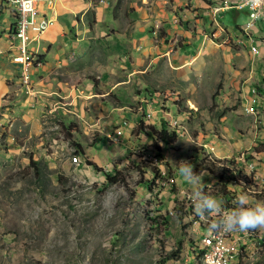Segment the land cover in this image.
<instances>
[{"label": "rangeland", "instance_id": "374dc122", "mask_svg": "<svg viewBox=\"0 0 264 264\" xmlns=\"http://www.w3.org/2000/svg\"><path fill=\"white\" fill-rule=\"evenodd\" d=\"M233 13L211 17L210 29L198 31L196 40L174 35L179 47L191 46L188 58L153 60L150 71L139 75L150 93L135 81L121 89L122 99L129 100V113L122 114L139 113L143 120L149 105L142 99L153 96L155 109L176 117L178 137L172 143H154L138 131L139 119L130 123L127 142L115 143L106 134L118 121L89 125L74 114L67 119L38 114L42 128L28 134L26 120L3 114L0 103V264H203L193 254L200 230L192 229L198 216L189 196L197 185L179 173L182 161L193 171L207 159L236 161L229 177L242 180L226 188L249 204L264 201V177L256 169L264 164V55L251 57L250 50L251 40L264 41V25L240 27L247 16ZM6 18L4 10L0 27ZM104 59L98 64L105 66ZM75 142L86 146L95 167L71 160ZM151 155L159 162L154 176L135 165L153 164ZM115 170L123 181L106 180L105 173ZM198 176V186L223 204L216 174L203 170ZM261 239L264 228L247 231L233 264H264Z\"/></svg>", "mask_w": 264, "mask_h": 264}, {"label": "crops", "instance_id": "0c3cea01", "mask_svg": "<svg viewBox=\"0 0 264 264\" xmlns=\"http://www.w3.org/2000/svg\"><path fill=\"white\" fill-rule=\"evenodd\" d=\"M213 1L53 0L49 5L39 1L38 10L52 21L30 44L29 61L37 60L32 65V87L28 92L23 83L18 82V68L11 60L15 49L8 42V34L14 31L11 23L16 22L15 13L0 1V15L4 10L7 12V24L0 27V103L3 104V114H14L15 118V114H20L26 120L24 124H28V134L41 130L38 114H59L64 119L74 114L78 121L84 120L89 125L97 121H119L122 117L128 119L131 115L134 121L128 119V122L134 125L140 114H122L129 113L125 109L129 100L122 99L121 89H129V83L135 81L150 93V84L139 75L150 71L153 60L161 57L169 62L187 59L191 46L179 47L174 35L184 33L187 38L196 40L198 31L210 29L207 8ZM226 11H241L247 16L245 9L231 7L222 13ZM196 13L198 15L194 16ZM185 22L195 28L185 27ZM244 23L236 24L242 27ZM261 25H264L263 21L257 19L253 27ZM159 34L162 38L156 43L155 37ZM254 43H259L258 53H251V57L262 59L264 41L256 38L250 45ZM100 56L105 58V66L98 64ZM99 66L102 67L99 74H94ZM97 89L101 92L98 93ZM160 119L166 120V114L161 111L154 118H144L143 121L159 125ZM123 142H127V136ZM81 148L87 158L93 159L83 143ZM256 169L264 177V164H258Z\"/></svg>", "mask_w": 264, "mask_h": 264}, {"label": "built area", "instance_id": "2783aa9c", "mask_svg": "<svg viewBox=\"0 0 264 264\" xmlns=\"http://www.w3.org/2000/svg\"><path fill=\"white\" fill-rule=\"evenodd\" d=\"M5 2L10 6L11 9H15L17 13V22H15V27L13 33H9V46L13 47L15 51L11 54V60L17 65L18 68V82L23 83L25 91H29L32 87L31 85V69L32 62L29 61L30 44L33 40L38 38L41 33V29L47 28L51 23L52 19L47 14H42L37 8L38 2H44L49 5L53 0H0ZM103 2L104 0H99ZM235 9H245L247 13V20L243 24L245 28L253 26L254 22L259 19L264 22V0H214L207 8V13L210 18L216 19V14L223 12L228 8ZM176 20V18H175ZM250 50L254 51L255 54L258 53V48L256 45L251 44ZM2 48L0 46V52ZM253 90V89H252ZM147 106L146 114H143L144 118H154L156 114V109L153 96H145L142 99ZM255 100L252 97L249 103L246 104L245 110L251 108L252 102ZM156 104V103H154ZM159 109H161L158 106ZM166 123L170 127L178 129V120L175 116L170 115V112L166 110ZM129 122L127 118H120L113 131L107 137L115 143H122L127 136L126 128L129 127ZM151 163L157 166L159 163L157 156L151 155L148 157ZM71 160L74 163L79 162V157L77 154L73 153ZM158 177V176H157ZM171 181V178L169 179ZM226 210H231L227 207H223ZM169 213H172L169 210ZM217 217H212L210 220L205 221L200 217L194 218L192 220V229L197 231L198 246L201 250V260L203 264H233L236 259L238 252L242 249V243L244 234L235 231L224 232V231H214L211 230L209 225L212 221L216 220Z\"/></svg>", "mask_w": 264, "mask_h": 264}, {"label": "clouds", "instance_id": "9594fccd", "mask_svg": "<svg viewBox=\"0 0 264 264\" xmlns=\"http://www.w3.org/2000/svg\"><path fill=\"white\" fill-rule=\"evenodd\" d=\"M178 171L190 185H197L189 196L195 214L205 221L210 220L212 217H217L209 225L211 230L247 232L264 228V201L249 204L247 198L241 195L235 201L236 206L231 210H226L220 201L205 193L198 186L202 183V180L193 171L191 164L182 161Z\"/></svg>", "mask_w": 264, "mask_h": 264}, {"label": "trees", "instance_id": "16d2710c", "mask_svg": "<svg viewBox=\"0 0 264 264\" xmlns=\"http://www.w3.org/2000/svg\"><path fill=\"white\" fill-rule=\"evenodd\" d=\"M15 9H13V12ZM15 13V19H17L16 11ZM12 27H15V22L11 23ZM14 30V29H13ZM138 131H142L146 134H148L152 139L153 142L156 143L158 140L162 141L163 143H172L174 142L178 137V130L174 127H170L166 121H161L159 125L153 124V123H144L142 119H139L138 124ZM75 150L74 153L78 155L80 158V161L82 160L88 165H93L95 167V163L86 157L84 154L81 145L77 142L74 143ZM156 148L158 146L156 145ZM142 162H136L135 165L137 167H143L141 168V172L145 169H149L148 171L152 174V176L157 175L158 168L154 164H150L147 161L141 160ZM142 164V166H141ZM237 167L236 161L226 160V159H219V158H212L211 160H204L197 168L195 173L197 175L200 171L207 170V172L216 174L217 178L220 179L222 182L220 184V191L221 196L223 198L224 203L222 204L223 207L231 208L235 206V199L236 196H234V190H231L229 188H226V185L233 181L234 184H237L236 182H241V178L238 176L235 178H230L229 172H233ZM120 172L118 170L114 171V174L108 173V171L105 173L106 180L113 182L117 180H124V177L118 176ZM156 177V176H155ZM224 178L225 180H222ZM228 180V181H227ZM149 181H152V177ZM165 219V218H164ZM193 248L196 249L193 250V254L195 256H200L201 250L197 249V245L193 244ZM261 247L264 248V239H261ZM199 248V247H198Z\"/></svg>", "mask_w": 264, "mask_h": 264}, {"label": "bare ground", "instance_id": "6f19581e", "mask_svg": "<svg viewBox=\"0 0 264 264\" xmlns=\"http://www.w3.org/2000/svg\"><path fill=\"white\" fill-rule=\"evenodd\" d=\"M16 14H17V13H16ZM44 29H45V28L41 29V31L43 32Z\"/></svg>", "mask_w": 264, "mask_h": 264}]
</instances>
